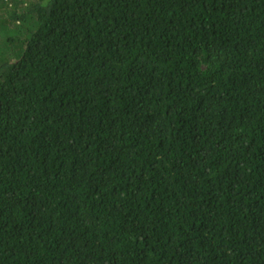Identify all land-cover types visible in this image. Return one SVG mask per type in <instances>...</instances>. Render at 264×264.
<instances>
[{
	"label": "trees",
	"instance_id": "obj_1",
	"mask_svg": "<svg viewBox=\"0 0 264 264\" xmlns=\"http://www.w3.org/2000/svg\"><path fill=\"white\" fill-rule=\"evenodd\" d=\"M0 264H264V0H0Z\"/></svg>",
	"mask_w": 264,
	"mask_h": 264
}]
</instances>
